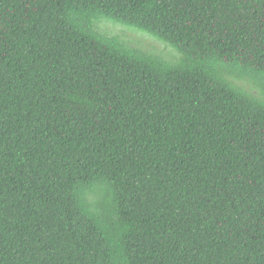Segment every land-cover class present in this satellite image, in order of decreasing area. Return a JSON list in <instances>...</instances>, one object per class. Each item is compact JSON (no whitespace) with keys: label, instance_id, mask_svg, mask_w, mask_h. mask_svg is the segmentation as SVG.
<instances>
[{"label":"trees","instance_id":"trees-1","mask_svg":"<svg viewBox=\"0 0 264 264\" xmlns=\"http://www.w3.org/2000/svg\"><path fill=\"white\" fill-rule=\"evenodd\" d=\"M0 264H264V0H0Z\"/></svg>","mask_w":264,"mask_h":264},{"label":"rangeland","instance_id":"rangeland-1","mask_svg":"<svg viewBox=\"0 0 264 264\" xmlns=\"http://www.w3.org/2000/svg\"><path fill=\"white\" fill-rule=\"evenodd\" d=\"M106 22H107V21H105L104 23H101V24H100V28L107 29V30H109V31H111V32H113V33H118V32H120V33H122V35L125 33V35L127 36V38L131 40V43H130V44L135 43V39H139V38H140L139 35L134 36L132 33H130V32H133V33H135V34H137V33L141 34L140 32H138V31H136V30H134V29H132V28L125 27V26H122V25H119V24H115V23H112V22H107V23H110V24L115 25V26L118 25V27H112V26H110L109 24H106ZM119 26H121L123 29L121 30V28H120ZM127 31H130V32H127ZM143 37H145V35H143V36L141 37V39L144 40V41H143V44L146 46V47H145L146 49H151L150 47L148 48L147 45H148V44L151 45V43H153L152 46L154 47L155 51H156L157 53H158V52H161L162 55H163L164 57H171L172 54H174V52H172V51L168 52L169 49H165V48H163V46H160V45L156 44L155 42H150L149 38L146 37L147 40H145V38H143ZM132 47H133V46H132ZM134 48H137V47H134ZM137 49H140V48H137ZM140 50H142V49H140ZM142 51H143V50H142ZM151 51H153V50L151 49ZM144 52H145V51H144ZM153 52H154V51H153ZM167 52H168V53H167ZM147 53H148V52H147ZM148 54H151V53H148ZM151 55H153V54H151ZM153 56H154V55H153ZM161 60H163V59H161ZM163 61H164V60H163Z\"/></svg>","mask_w":264,"mask_h":264}]
</instances>
